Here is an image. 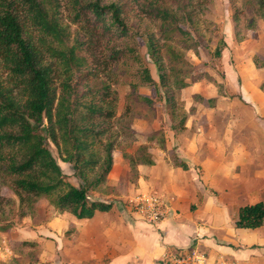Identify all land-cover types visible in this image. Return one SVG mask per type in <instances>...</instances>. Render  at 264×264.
I'll return each mask as SVG.
<instances>
[{
  "label": "trees",
  "instance_id": "obj_1",
  "mask_svg": "<svg viewBox=\"0 0 264 264\" xmlns=\"http://www.w3.org/2000/svg\"><path fill=\"white\" fill-rule=\"evenodd\" d=\"M147 1L139 2V7L159 22V34L135 30L117 1L0 0L1 232L14 225L12 219L6 224L1 220L11 218L15 206L20 217L35 216L40 198H46L58 213L70 212L79 219L112 209V202L93 199L91 192L107 181L119 139H138L132 127L121 120L113 122L119 102L112 80L116 67L125 62L132 66L129 96L152 104L138 88L158 85L166 93L173 119L176 116L175 91L198 81L195 66L181 50L196 48L191 29L197 27L206 6H196L195 0ZM242 1L234 21L238 24L243 15L248 29L254 30L258 19H264V0ZM70 25L77 26V31ZM80 29L86 30L87 37L80 35ZM139 37L148 42L158 81L142 57ZM105 38L113 44L104 48L100 58L94 45ZM226 45L221 39L217 57ZM206 99L214 104L217 98L199 97ZM184 121L185 116L174 128ZM59 160L71 166L77 185ZM134 162L154 163L147 145L137 149ZM4 186L19 197L18 205L1 193ZM235 224L262 226L264 201L241 206Z\"/></svg>",
  "mask_w": 264,
  "mask_h": 264
},
{
  "label": "crops",
  "instance_id": "obj_2",
  "mask_svg": "<svg viewBox=\"0 0 264 264\" xmlns=\"http://www.w3.org/2000/svg\"><path fill=\"white\" fill-rule=\"evenodd\" d=\"M247 82L242 78L244 86ZM260 86L244 87L247 107L220 95L208 97L217 98L214 104L191 100L178 128L168 116L135 122L138 139L132 147L114 150L107 181L91 192L93 199L112 202V209L79 219L51 205L47 212L22 217V223L1 232L7 245L0 264H46L51 247L59 252L51 264H157L169 251L190 247L212 262L264 264V224H235L241 206L264 201ZM246 112L259 114L262 126L256 120L253 129H245ZM141 145H147L153 164L134 162ZM142 193L163 197L167 217L151 224L133 213L128 200Z\"/></svg>",
  "mask_w": 264,
  "mask_h": 264
},
{
  "label": "rangeland",
  "instance_id": "obj_3",
  "mask_svg": "<svg viewBox=\"0 0 264 264\" xmlns=\"http://www.w3.org/2000/svg\"><path fill=\"white\" fill-rule=\"evenodd\" d=\"M111 1H117L123 6L126 18L132 27H136L135 30L142 28V30L159 34V22L144 14L139 7V2H148L147 0ZM164 3L168 5L167 2ZM242 3V0H195L196 6H206L199 13L197 27L191 29L192 35L198 43L195 49H182L181 51L185 54L187 60L195 66L198 81L193 84L195 87L184 89L181 92L175 91L174 96L177 102V114H175L174 119L177 122L188 113L185 107H189V102L193 99L199 101L200 96L203 98H208L212 95H220V97L226 96L231 100L244 102L247 107L251 105L245 101L242 95L246 93V91L244 92L245 86L252 89L257 83L259 84L261 82L260 87L264 92V19H258L257 28L254 30L248 29L247 24L249 23L243 15L239 17L240 22L236 24L234 16L237 11L243 8ZM70 26L71 30L77 31V26ZM85 31V29H80V35L87 37V32ZM221 39H224L227 45L223 49L222 56L217 57L215 50ZM139 40L142 57L150 66L153 77L158 81V71L154 61L150 57L148 42L142 37H139ZM111 44L113 42L109 38L97 41L94 45L97 55L101 58L104 48ZM91 48L89 47V49ZM131 70V64L125 62L116 67L113 72L112 80L116 82L114 88L119 93L117 118L113 122L116 124L117 120H121L129 127H132L139 120L147 121L150 118L155 121L165 116L172 117V109L166 102V93L158 85L140 86L138 88L139 94L149 96L153 100L152 104H148L135 96H129L132 92L130 83L133 82L132 74L130 73ZM242 78L249 80V82L245 83V86L242 84ZM196 91L200 93H194ZM193 108L191 107L190 109ZM240 108L242 107L236 106L235 110L238 111ZM249 109L252 110L250 107ZM244 115L246 117L244 120L245 129H253L252 122L256 120H258L260 125L262 124L263 118L259 114L246 112ZM132 129L134 128L132 127ZM134 131L137 133L136 129ZM134 142L121 137L116 149L123 151L125 148L132 147ZM52 149L54 154L58 156L57 149L54 145H52ZM59 162L65 172L70 175V180L77 185L79 180L72 175L73 171L71 166L61 160ZM1 193L4 196L14 199L16 205H18L19 197L12 188L4 186L1 188ZM49 206L51 204L46 198H40L37 202L36 214L38 211L47 212ZM8 208L9 206L6 205L5 209L7 211L9 210ZM17 208L18 206H15L13 216L11 218H4V220L2 219L1 224L8 223L9 219L14 220L15 225L22 223L24 218L19 216ZM41 216L44 217L42 214ZM49 253L50 255L46 257L49 258L46 260V264L52 263L54 258L52 255H59V252L57 253L55 248L52 247Z\"/></svg>",
  "mask_w": 264,
  "mask_h": 264
},
{
  "label": "built area",
  "instance_id": "obj_4",
  "mask_svg": "<svg viewBox=\"0 0 264 264\" xmlns=\"http://www.w3.org/2000/svg\"><path fill=\"white\" fill-rule=\"evenodd\" d=\"M133 213L144 221L156 224L167 217L169 207L166 200L155 194L142 193L128 200ZM7 245L6 238L0 233V254ZM157 264H236L225 259L212 262L210 258L198 248H185L169 251Z\"/></svg>",
  "mask_w": 264,
  "mask_h": 264
},
{
  "label": "water",
  "instance_id": "obj_5",
  "mask_svg": "<svg viewBox=\"0 0 264 264\" xmlns=\"http://www.w3.org/2000/svg\"><path fill=\"white\" fill-rule=\"evenodd\" d=\"M42 124H43V122L40 125H42Z\"/></svg>",
  "mask_w": 264,
  "mask_h": 264
}]
</instances>
